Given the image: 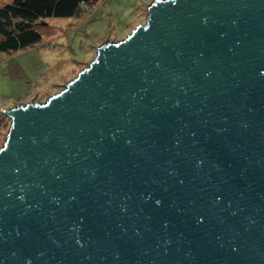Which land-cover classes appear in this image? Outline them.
Wrapping results in <instances>:
<instances>
[{
	"label": "water",
	"instance_id": "1",
	"mask_svg": "<svg viewBox=\"0 0 264 264\" xmlns=\"http://www.w3.org/2000/svg\"><path fill=\"white\" fill-rule=\"evenodd\" d=\"M3 113L0 264H264V0H153Z\"/></svg>",
	"mask_w": 264,
	"mask_h": 264
},
{
	"label": "rangeland",
	"instance_id": "2",
	"mask_svg": "<svg viewBox=\"0 0 264 264\" xmlns=\"http://www.w3.org/2000/svg\"><path fill=\"white\" fill-rule=\"evenodd\" d=\"M13 0H0L5 5ZM153 0H98L67 18H44L42 39L24 49L0 52V147L11 120L3 112L27 102H45L89 64L106 41L123 39L145 23Z\"/></svg>",
	"mask_w": 264,
	"mask_h": 264
},
{
	"label": "trees",
	"instance_id": "3",
	"mask_svg": "<svg viewBox=\"0 0 264 264\" xmlns=\"http://www.w3.org/2000/svg\"><path fill=\"white\" fill-rule=\"evenodd\" d=\"M98 0H13L0 5V52L24 49L38 43L37 28L44 18L79 16Z\"/></svg>",
	"mask_w": 264,
	"mask_h": 264
}]
</instances>
